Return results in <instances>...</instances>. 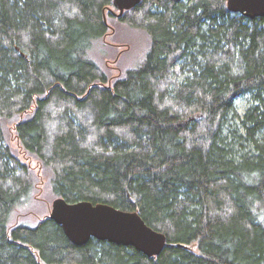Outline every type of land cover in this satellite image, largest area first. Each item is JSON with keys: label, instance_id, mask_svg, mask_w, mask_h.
<instances>
[{"label": "trees", "instance_id": "obj_1", "mask_svg": "<svg viewBox=\"0 0 264 264\" xmlns=\"http://www.w3.org/2000/svg\"><path fill=\"white\" fill-rule=\"evenodd\" d=\"M114 10L0 0V264H264V17L142 0L120 23L146 34L147 56L111 76L96 54ZM39 185L137 212L167 245L149 258L76 246L48 216L14 222Z\"/></svg>", "mask_w": 264, "mask_h": 264}, {"label": "water", "instance_id": "obj_2", "mask_svg": "<svg viewBox=\"0 0 264 264\" xmlns=\"http://www.w3.org/2000/svg\"><path fill=\"white\" fill-rule=\"evenodd\" d=\"M142 0H113L119 17L137 7ZM228 9L250 20L264 17V0H228ZM50 219L59 225L76 246L90 240L132 247L146 257H158L167 245L166 236L149 227L137 212L88 201L69 203L63 198L53 202Z\"/></svg>", "mask_w": 264, "mask_h": 264}, {"label": "rangeland", "instance_id": "obj_3", "mask_svg": "<svg viewBox=\"0 0 264 264\" xmlns=\"http://www.w3.org/2000/svg\"><path fill=\"white\" fill-rule=\"evenodd\" d=\"M114 12L115 17L117 15L118 18L114 15L107 17L110 26L109 35L104 40L103 46H100L96 60L108 75L118 76L126 70L137 69L140 66L147 56L149 43L144 32L133 28L130 23H120V18L123 16H118L119 11L114 10ZM129 20H134V17H129ZM250 101V97H243L237 101V110L241 115L251 104ZM21 158L31 163L24 154H21ZM30 165L34 168L37 166L36 163ZM37 189L41 193H46L45 197L35 196L32 202L18 208L14 222L36 225L38 220L51 215L53 202L56 199L42 185Z\"/></svg>", "mask_w": 264, "mask_h": 264}, {"label": "bare ground", "instance_id": "obj_4", "mask_svg": "<svg viewBox=\"0 0 264 264\" xmlns=\"http://www.w3.org/2000/svg\"><path fill=\"white\" fill-rule=\"evenodd\" d=\"M49 218H50V216H49Z\"/></svg>", "mask_w": 264, "mask_h": 264}]
</instances>
